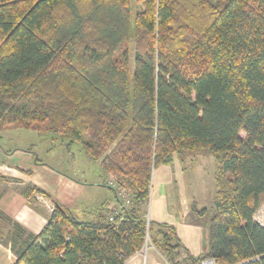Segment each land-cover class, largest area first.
I'll return each mask as SVG.
<instances>
[{"label":"trees","instance_id":"16d2710c","mask_svg":"<svg viewBox=\"0 0 264 264\" xmlns=\"http://www.w3.org/2000/svg\"><path fill=\"white\" fill-rule=\"evenodd\" d=\"M10 127L81 143L124 205L81 220L25 188L54 209L14 264H125L147 232L169 264H264V0H0V132ZM205 150L208 249L180 259L174 227L144 216L152 176Z\"/></svg>","mask_w":264,"mask_h":264},{"label":"crops","instance_id":"0c3cea01","mask_svg":"<svg viewBox=\"0 0 264 264\" xmlns=\"http://www.w3.org/2000/svg\"><path fill=\"white\" fill-rule=\"evenodd\" d=\"M174 163L175 161L169 165L160 166L161 179H165L168 175L171 176L173 170L171 172L168 168ZM94 164L97 165L100 171L96 173L97 175H94L90 180L91 182H87L85 178L81 181L53 169L48 163L37 157L35 152L31 153L25 149H0V173L13 177V179H9L10 186L0 193V214L7 224H4L1 228L3 235L0 239V264H14L16 262L18 252L23 250L32 238L43 230L54 209L52 200L39 193L35 194L36 201L31 202L23 194L25 186H37L46 190L53 198L70 210L81 199V205H86L84 211L86 220L95 218L97 211H103L108 215L119 211L124 206L118 199L117 191L108 185V174L104 175L99 162ZM179 170L182 173L181 179L180 176H177V178H167L165 181L172 180L177 183L179 186L177 190L181 185L182 192L184 191L189 198V200H183L184 207L187 210L182 211L181 214H177L176 210V219L172 216H165L164 208L156 211L151 210L150 220L167 225L168 221H171L175 225L174 229L181 244L180 250H183L180 259L185 258L186 255L200 257L208 249V228L186 223V214L189 206H193L199 211L206 209L207 204H210V202L208 195H203L202 188L204 186L202 183L200 184L197 180L193 184L189 183V178L185 174L186 171L183 173L181 167H179ZM156 173L157 169L153 172L152 181ZM193 186L197 188V192L193 191ZM105 188L109 192L106 194L104 191V195L99 196L97 202L93 204V201H91L93 192L105 190ZM48 189H51L52 192ZM147 206L148 204L146 208ZM213 206L214 201L212 200L211 207ZM147 215L146 210L144 214L146 219ZM16 224L19 226L18 229ZM262 225L264 226V224ZM125 264H169V262L151 242L144 245Z\"/></svg>","mask_w":264,"mask_h":264},{"label":"rangeland","instance_id":"374dc122","mask_svg":"<svg viewBox=\"0 0 264 264\" xmlns=\"http://www.w3.org/2000/svg\"><path fill=\"white\" fill-rule=\"evenodd\" d=\"M211 1L217 2V0ZM133 12L135 13V11ZM131 51V62L133 63L134 54L136 52V46L134 43L131 44ZM0 149H25L31 153L35 152L37 157L48 163L53 169L75 177L81 181L85 178L87 182H91L90 180L94 175H97L96 173L100 171L99 168H97V165L88 160L81 143L76 142L73 146H68V140L58 134L46 135L33 130L10 127L0 132ZM174 161L175 163L168 168L171 172L173 170V173L171 176L168 175L165 179H161L160 177L159 169L161 167L157 168V173L152 181L148 206L146 208L148 212L147 221L151 218V210L156 211L157 209L160 210V208H164L163 212L165 213V216H172L175 219L177 216L176 210L177 214H181L182 211L185 212L187 210L184 207L183 200H189V198L184 191L182 192L181 185L179 190H177L179 187L177 183L172 180L165 181L167 178H177V176H180L179 178L181 179L182 173H180L179 170V167H181L183 173L186 171L185 174L189 178V183L193 184L195 180L200 184L202 183L204 186L202 188L203 195H208L210 202V204H207L206 209L199 211L195 207L189 206L186 214V223L191 224L192 226L208 228L209 220L213 214L211 202L216 192L214 179L215 160L213 156L205 150L198 153H186L181 157L175 156ZM9 179H13V177L0 173V193L10 186ZM116 182V178L113 175L108 174V185L113 189L118 190L119 188H115L117 187ZM27 187L29 186H25V188ZM192 189L197 192L196 187L193 186ZM48 190L52 192L51 189ZM104 191L106 194L109 192L106 188L105 190H96V192H93V199L91 200L93 201V204L97 202L99 196L104 195ZM124 192L127 197L131 196L129 190H124ZM162 205L163 207H161ZM85 207L86 205H81L80 199L71 208L81 220H86L87 218L84 215ZM255 219L261 224H264V203L255 214ZM4 224L7 225L5 219L0 214V227L3 228ZM168 225L175 227L171 221H168ZM147 243H151L150 237ZM147 243L145 245H147Z\"/></svg>","mask_w":264,"mask_h":264},{"label":"built area","instance_id":"2783aa9c","mask_svg":"<svg viewBox=\"0 0 264 264\" xmlns=\"http://www.w3.org/2000/svg\"><path fill=\"white\" fill-rule=\"evenodd\" d=\"M125 194H126V193L124 192V190H121L120 195H121V196H122V195L125 196ZM114 218H115V214H114V213H111V214L109 215V219H110V220H113ZM149 237H150L149 232H147L146 243L148 242ZM199 264H217V262H216V260H215L213 257H207V258L202 259V260L200 261Z\"/></svg>","mask_w":264,"mask_h":264}]
</instances>
